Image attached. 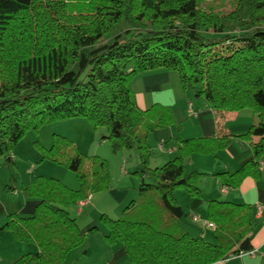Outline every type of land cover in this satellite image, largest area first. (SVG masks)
Segmentation results:
<instances>
[{"label": "trees", "instance_id": "obj_1", "mask_svg": "<svg viewBox=\"0 0 264 264\" xmlns=\"http://www.w3.org/2000/svg\"><path fill=\"white\" fill-rule=\"evenodd\" d=\"M158 70L177 73L189 98L204 99L217 129L211 141L165 146L179 156L151 170L148 138L173 125L172 111L157 105L140 109L132 83ZM243 110L255 115L242 139L260 138L252 146V164L259 166L264 155V0H0V166L14 163L11 153L27 133L74 119L105 129L108 136L102 140L114 152L136 150L139 200L121 219L106 221V240L123 242L128 264H240L256 253L252 207L207 202L206 221L214 228H203L213 230L210 241L186 229L188 220L199 221L175 198L181 188L191 197L201 196L195 175L185 177L183 160L226 148L231 135L225 119ZM44 160L74 173L79 189L54 178L23 188L39 203L35 213L11 217L6 226L17 239L36 245L38 253L19 264H67L68 254L84 243L69 207L108 189L106 162L80 154L68 138L54 135ZM239 173L225 186L239 183L242 178L234 179ZM13 188L9 184L6 191Z\"/></svg>", "mask_w": 264, "mask_h": 264}, {"label": "crops", "instance_id": "obj_2", "mask_svg": "<svg viewBox=\"0 0 264 264\" xmlns=\"http://www.w3.org/2000/svg\"><path fill=\"white\" fill-rule=\"evenodd\" d=\"M132 91L134 102L140 109L149 110L157 105L170 107L172 111L173 125L163 130L154 131L148 138L152 153L149 161L151 170L162 168L179 156L180 152L178 150L170 155L165 152H158L157 147L160 143H166V148H169L178 147L179 142L187 140L211 141L215 137L217 121L213 112L204 99H192L184 93L176 73L158 70L138 76L132 83ZM254 122L255 115L251 110L229 114L224 123L226 131L231 135L229 145L216 152L215 155L191 153L185 156L183 160L185 177L191 174L195 175V184L201 196L191 197L183 188L175 192L178 205L193 218L200 219V216H208L207 202L212 201L222 200L234 204H244L253 208L254 230L251 247L256 253L244 256L240 264H264V169H261L260 164L259 166L252 164V161L255 160L252 146L259 143L260 138L242 139L249 132ZM40 132L38 146L41 150L49 151L52 148L55 134H52L46 128L41 129ZM193 148L192 145L189 147V149ZM11 157L14 163L0 166V264H19L24 256L38 253L36 245L17 239L6 225L11 217H33L39 203L36 200L27 198L23 193V188H26L36 179L44 178L42 175L45 173L38 172L37 177L32 178L34 174L30 172L31 177L28 180L18 179L16 157L12 154ZM260 160V163L264 162V155ZM238 172L240 173L234 179L242 178L241 181L237 184L233 182L234 187L225 186V183L231 180L230 177ZM121 173L126 174L123 171ZM138 173L139 165L137 161L133 175L139 178L140 184L141 176ZM145 180L152 182L150 178ZM124 182V177H121L120 183L123 185ZM9 184L13 185L14 188L7 192L6 186ZM93 200L91 197L90 202L82 208L78 207L79 201L76 204L77 210H73L74 215L78 217L76 223L81 236L84 237L82 247L75 251H80L81 256L87 259L85 262L91 264V260L95 258L93 256L89 258L90 253H99V247L103 249L101 242L111 243L112 251H108L104 256L100 255L101 259L97 260V264L106 259H110L108 264H125L127 254L121 240L110 242L106 240V235L104 236L105 240L94 236L98 221L96 215L93 219V213H91L93 209H89ZM132 200L131 204L139 200V189L137 190V196ZM125 205L126 202L122 201L117 207L122 208ZM84 208L89 210L87 212L83 211ZM120 214L121 212L116 216ZM122 217L123 213L119 219ZM185 227L194 236H200L201 234L205 239L213 240V230L204 231L200 225H193L191 219L188 220ZM85 244L86 247H84ZM71 254L72 252L68 256ZM68 256L66 259L67 264H69ZM85 262L84 264H86ZM93 264H96V261ZM227 264L235 263L232 261Z\"/></svg>", "mask_w": 264, "mask_h": 264}, {"label": "rangeland", "instance_id": "obj_3", "mask_svg": "<svg viewBox=\"0 0 264 264\" xmlns=\"http://www.w3.org/2000/svg\"><path fill=\"white\" fill-rule=\"evenodd\" d=\"M81 11L86 12L85 9ZM176 75L178 74L176 73ZM46 129H49L52 134L71 140L80 154L87 157H99L106 162L109 175L108 189L92 193L94 200L91 203V208H89L93 209L91 212L93 213V219L96 215L98 221V227L94 231V236L105 240L104 236H108L110 231L106 221L110 219L116 222L122 213L125 212V208L131 204L132 199L137 196V190L140 187L139 178L133 175L135 165L139 161L137 151L119 150L114 152L110 142L102 140L103 137L108 136L107 131L101 128L94 130L85 119L52 123ZM40 133V130L27 133L22 142L12 151L11 154L16 157V166L18 167V171H16L17 178L26 181L31 177L30 172L34 174L32 178H36L38 172H43L45 174L42 177L54 178L70 189L78 190L79 181L74 173L58 164L44 160V153L49 152L51 149L45 151L39 148ZM121 171L126 174L123 175ZM121 177H124L125 182L123 185L120 183ZM122 201L126 202L125 207H117ZM89 209L84 208L83 211L87 212ZM73 210H77L76 205L70 206L68 211H70L71 217L77 221L78 217L74 215ZM120 212L121 214L116 216ZM206 218L207 216H200V222H203ZM200 222L197 225H200L204 229ZM101 243L103 249H100L98 246L99 253H90L89 255V258L92 256L95 258L91 260V264L95 261L97 264V260L101 259L100 255L104 256L108 251H112L110 247L111 243ZM84 247H86V244ZM86 260L85 257L81 256L80 251H72V254L68 256L69 264H84ZM109 261L110 259H106L103 262L101 261L100 264H108ZM124 263L128 264L127 259Z\"/></svg>", "mask_w": 264, "mask_h": 264}, {"label": "built area", "instance_id": "obj_4", "mask_svg": "<svg viewBox=\"0 0 264 264\" xmlns=\"http://www.w3.org/2000/svg\"><path fill=\"white\" fill-rule=\"evenodd\" d=\"M158 147H159L160 151H165L168 154H172L173 152H175V149H172V148L171 149H165L164 143H160ZM260 167H261V169H264V162L260 163ZM90 200H91V197H88L86 200L80 201L78 207L82 208V207L86 206L90 202ZM194 221H199L200 222V219L195 217ZM200 223L202 224V226L204 228H212V229L214 228V226L211 223H209L208 221H206V220H204L203 222L201 221ZM253 254L254 253H251V254H248V255H253ZM242 256H244V255H241L240 258Z\"/></svg>", "mask_w": 264, "mask_h": 264}]
</instances>
